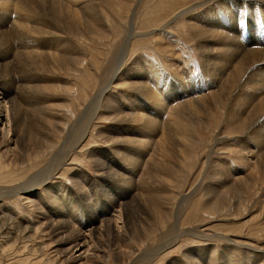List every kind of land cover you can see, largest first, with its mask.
Returning <instances> with one entry per match:
<instances>
[{
    "label": "bare ground",
    "instance_id": "obj_1",
    "mask_svg": "<svg viewBox=\"0 0 264 264\" xmlns=\"http://www.w3.org/2000/svg\"><path fill=\"white\" fill-rule=\"evenodd\" d=\"M103 1L0 0V39L6 47L11 39L20 44L16 50V77L8 72L0 77V105L5 110L7 133L11 132L16 142L12 154L17 156V150L27 149L25 153L34 156L33 164L40 156H48L44 167L7 192L22 197L31 210L37 202L32 198L49 203L46 210L38 201L33 219L34 232L41 231L47 237L45 245L61 243L56 242L51 248L49 264H107L109 253L117 264H264V244L259 247L252 241L239 242L238 233H209L207 222H191V213H197L191 210L185 214V209L193 190L181 191V182L185 181L177 179V175L187 174L186 168L194 157L195 167H199L195 184L204 188L201 210L208 216L226 213L231 208L236 216H241L264 196V47L260 39L252 38L264 31L257 27L264 23L256 25L254 31L251 28L250 32L255 34L247 39L240 38L242 31L234 26L235 19L238 28L244 20L264 22V0H158L154 7L135 0L127 10L129 23L118 15L122 12L120 3L115 5L118 0H106L114 4L107 8L112 17L109 21L107 12L101 9ZM137 7L144 13L141 27L135 23ZM153 11L155 18L151 17ZM188 11L189 18L177 25L189 29L191 38L186 43L178 41L177 46L190 47L197 56L196 63L168 60L171 47L163 49L161 45L158 48L163 49L165 68L152 62L147 51L141 49L151 47L152 41L158 39L156 33L165 32L172 21ZM114 19L123 30H113ZM121 33L122 43L117 40ZM154 34L156 39H152ZM85 39L89 40L85 44L87 51L81 45ZM91 43H97L101 52ZM111 44L115 55L113 67L108 68L105 64L109 51H113ZM92 51L99 53L98 65L87 56ZM5 52H11L12 58ZM13 55V49L0 50V67L8 65ZM22 62L25 68L18 66ZM88 70L97 76L105 71L106 77L92 88L88 77L84 92L80 90V98L76 97L77 105H71L73 117L69 123L61 114L64 110L58 97L61 74L73 76ZM194 70L197 77L194 74L196 78L192 79L189 74ZM85 89L91 93L87 94ZM213 115L217 122L229 126V134L213 131L194 156L196 129H206ZM99 123L103 126L96 138L91 128ZM97 139L106 146L90 145L98 143ZM220 145L224 147L221 153ZM231 147L242 158L252 161L249 175L226 159ZM80 149L86 150L100 173L91 176L84 169L74 171L76 186L72 181L71 185L50 183L66 159L71 158L70 164H74L84 158L76 156ZM218 154L221 156L217 157ZM176 184L178 188L173 190ZM40 186L46 190L43 198ZM78 194L81 199L87 198L83 209L77 205L70 207ZM93 195L97 197L91 202L89 196ZM18 198L17 202L21 200ZM69 216L71 222L78 219V226L66 222ZM84 217L89 221L86 219L81 225ZM20 229L25 230L21 226ZM104 235L110 236L111 244L118 241L117 246L93 247L97 236ZM154 235H159L157 243L144 247ZM129 236L139 246L119 247ZM215 236L223 243L218 250L213 245L198 244L182 248L184 243ZM39 247L44 248V244ZM178 250L180 253L171 254ZM46 260L44 264H48Z\"/></svg>",
    "mask_w": 264,
    "mask_h": 264
},
{
    "label": "rangeland",
    "instance_id": "obj_2",
    "mask_svg": "<svg viewBox=\"0 0 264 264\" xmlns=\"http://www.w3.org/2000/svg\"><path fill=\"white\" fill-rule=\"evenodd\" d=\"M134 1L135 0H118V1H115V5L120 3V6L122 7L121 8L122 12L119 13L118 15L120 18L125 19V23L126 22L129 23V17H128L129 12L127 13V10L131 7V3H133ZM146 1H148V0H142V3H146V5L149 7H154V6H156V2L158 0H152V1L150 0L149 3H147ZM165 1H167V0H164V2ZM172 1L173 0H171V2ZM174 1H180V0H174ZM185 1H187V0H182V2H185ZM171 2L167 3V5L171 4ZM140 4L138 5L139 8L141 6ZM176 4H177V2H176ZM179 5H181V4H179ZM113 6H114L113 3L106 1V0H104L103 4H101V9H103L104 11L107 12L106 16H107V19L109 21H111L112 17L110 16L109 12L107 11V8H110ZM138 7H137V12H136V22L135 23L137 24L136 27H141V25H144L142 23V21L144 19V13H142V11L139 10ZM187 15L188 16L190 15V11L184 13L182 16H180L174 22L172 21V23L166 27L167 31L163 30L165 32L156 33V36L159 34L157 36L158 39H156L157 37L154 34L152 39H156V40L152 41L153 44L151 47H149L147 49H145V48L141 49L142 51L143 50L147 51L146 52L148 54L147 57H149V59H152V62H157L161 66L164 67L165 62H164V60H162L163 49H167L168 47H171L170 49H171L172 54L168 58V60H170L171 58L172 59L174 58V61L180 60V62H182V63L184 61L190 62L191 64L196 63L197 56L195 55L194 51H192V53H191L190 50H192V49L190 47L189 48L183 47V49H184L183 50L182 48H180V45L177 46L178 41H180L181 43H183V42L186 43V42H189V40L191 38V33L189 32V29H187L185 26H183V28H179L177 25V22H181V23L185 22V19L187 20L189 18ZM185 16H187V17H185ZM242 16H243V14L241 15V17ZM151 17L152 18L156 17V11H153L151 13ZM244 21H243V23H244L243 26L241 28L239 27L240 28L239 29L238 28V23H239L238 20L237 19L234 20V26L237 28L236 30L237 31L240 30L239 32L244 31L243 32L244 34L241 32L242 35L240 33H238V34H240L239 36L242 39H247L249 37V35L251 36V33L255 34V32H250L251 28H252L251 31H254V30H256V25H258V24L261 25L262 23H264L263 21H260L261 23L257 20H256L257 22L255 20L252 21V19H251V21L253 23L251 21H249V22L247 21L248 23L244 22ZM112 22H113V30H116V31L123 30V28L118 27L120 25V23L117 22L116 19H114ZM254 22H256L257 24ZM245 23H247L250 27L248 28V25L247 24L245 25ZM262 26L263 27H261V26H257V27H258V29L263 31L264 30V24H262ZM245 29H246V31L248 30L247 33L245 32ZM166 32H168V33H166ZM244 35H245V37H244ZM121 36H122V38H121ZM121 36H118L117 40L121 41V43H122V41L124 39V33L123 34L121 33ZM166 36H168L169 38H167ZM255 36L252 37L253 40L257 41V39H255V38H258V40L260 39L259 41L263 46L260 45V43H257V44L264 47V44H263L264 43V31L261 32V34L259 36L257 34ZM11 40H10L8 46L6 47V44L0 39V47L3 48L0 50L6 51L9 49H13V54H14L13 55L14 59L8 65H6L4 67H0V77L5 72H8L9 74L16 77V55H17L16 50L18 49V47H20V44L14 39H11ZM159 40H161V42H160L161 44L158 43ZM170 40L171 41L173 40L175 43L172 44V42ZM72 41H75V40L72 39ZM101 41L102 40L99 39V42H101ZM87 42H89V40L87 41L85 39L84 41H82L81 45H82V49L84 51H87L86 46H85V44ZM91 45H92V47L99 49V47H98L99 45L97 43H95V44L91 43ZM112 45L113 44L110 45V49H112V47H111ZM159 45H161V47L163 49H161L160 47L158 48ZM112 50H113L112 51V54H113L115 52V50L114 49H112ZM92 52L89 53L87 56L89 58H91V60H93L95 65H98V61L96 60V58H97L99 53L96 54L95 51L93 53ZM98 52H101V49H99ZM5 53L9 56V59L12 58L11 52H5ZM112 54L109 51V53H108L109 58L107 60V63L105 64L108 66V68H109V65H111L113 67V59H114L115 54H113V55ZM173 55H174V57H173ZM131 57H134V55H132ZM130 61H131V58H130ZM18 66L25 68L24 62H22V64H19ZM106 70H108V69H106ZM196 72H197L196 70L190 72L189 77L193 79L194 74H196L195 76L197 77ZM106 73L107 72L102 71L100 73V75L97 76L91 70H88L87 72L81 71L78 75L70 76V74L68 75V73L66 74V72H62V74H61L62 88L60 90L61 94H59L58 97L61 99V102H60V104H62L61 109L64 110V114H63V112L61 114L63 117L70 120L69 123H71V119L73 117V112L71 111L72 110L71 105H72V103H75L77 105V98L76 97L77 96L79 97V95H81L80 90H81V92H84L83 89L85 88L84 87L85 81L88 80V77H90L91 82L89 83V88H92L93 86H95V82L99 83V80H103V78L106 77ZM195 76H194V79L196 78ZM17 79H18V77L16 78V80ZM68 80H69V82H67ZM113 89H115V88H113ZM86 92H87V94L91 93L90 90H86ZM72 93H74V94H72ZM15 101H16V94H15ZM67 108H68V110H67ZM4 113H5V110L0 105V264H35V263L36 264H44L45 262H47V260H46L47 258H48V264H49V262L51 260L49 257V255L51 254L50 251H52L51 248H54V246L56 245L55 243L57 241L51 242L53 244H50V246H53V247H50L48 245H45L46 243H44L45 241L47 242V237L45 238V235L43 232H41V231H36L37 233L34 232V230H36L34 228V226L36 224L34 223L33 219H34V216L37 215V212H34V211H35V209H38L39 202L41 203V201L38 199L32 198L31 200L33 202H36V200H37V202L32 204L33 210H31L28 207V205L26 204V202H24L25 200H23L22 197L18 198V195L14 194V193H8L7 192V191L15 190L16 185H19L21 183V181L26 180L32 173H34L35 171L44 167L46 164V161L48 159V156L47 157L46 156L45 157L40 156L39 161L37 163L33 164L31 162L34 160V156L32 157V155H33L32 153H29V152H28L29 154L25 153V152H27L26 151L27 149L24 151L17 150V152L19 153L17 156L15 154H12L13 150L16 151V142L12 140L11 132L9 134L7 133L8 124L6 122ZM23 115L24 116L26 115V111L23 112ZM215 116L216 115H213L212 117H210V124L208 125V127L206 129L202 130L200 126L197 127L196 137L198 138V142H197V144L194 148V151H193L194 156L199 153V150L202 146L203 141L205 142L207 140L208 136H211L213 131H218V132L223 133V134H229V126L226 124L223 125L220 122H217V118H213ZM70 117H71V119H70ZM1 121H2V123H1ZM101 124L102 123H99V125H94V127L91 128L93 130L92 132L96 138H99V136H98L99 134L97 132H98V129L101 126H103ZM5 131H6V133H5ZM7 134H8V136H7ZM4 135L7 136L8 139H7V137L6 138L3 137ZM158 139L161 140L160 137H158ZM99 141H101V140L97 139L98 143H96V144L92 143L90 145H96L97 147L106 146V145H103V142H99ZM220 146L221 147L218 149L219 153H221L224 150V147L222 145H220ZM84 148H87V146H85ZM92 148H94V147H92ZM226 148H229V147L227 146ZM230 150H231V154H228L227 155L228 157L226 159L229 158L228 160H230L233 165H236V166L239 165V167L241 169H244V172H246L247 175H249L251 172V168H252V165H251L252 161H248L245 158H242L240 155H238L235 152V150L232 147ZM85 151L86 150L83 151L81 149L77 151V152H80L76 155L77 157H79L78 159H80L84 156V158H82V160L78 161V163H74V164L71 163L70 164V162H72L71 158L66 159L64 161L65 163H63L65 166L63 165L62 168L58 171V174H54L53 177L51 178L52 180H49V182L50 183H61V184L67 183L68 185L70 183V185H71L70 181H72L73 185H75V183L73 182L74 176L72 178V175L76 172V170L78 171V170L84 169L91 176H95V174L100 173V172H97L95 170L93 162H91V160L88 159ZM3 154H5V155H3ZM13 155H15V156L13 157ZM220 156H221V154L217 155V157H220ZM203 158H204V154L201 156V160H203ZM14 159H15V161H13ZM193 159H194V157H193ZM193 159L191 160V162L188 164V166L186 168V169L190 170V173L188 170L186 175H185V172H184V174H182V176L177 175L179 177V178H177L178 180L185 181V182H181L183 184L182 187L180 188L181 191L186 193L188 190H191V189L193 190V193L191 194L192 196L190 195L188 197V198H190L187 201V202H189L188 207L185 209V214L189 213L191 210H194L197 213V215H195L194 212L191 213L192 214V216L190 217L191 222H193L196 225H199L200 223L204 224L205 222H207L208 223L207 228H211V231H209V233H213V231H218V232L223 231V232H227V233H238L240 235L238 237L239 242L244 243V241H252V243H256L259 247L262 246L264 244V196L259 198L258 200H255L252 203L249 211L246 213H242L241 216H236V214L233 213L232 208L229 209L226 213H220L217 216H213V215L208 216V214L205 215V213L201 210V204H203V202H201L203 200V196L201 195V193H202V190L204 188L201 184H199L200 186L199 185L197 186L195 184V180L197 178V173H198L199 167H197V168L195 167V163H194ZM153 160L154 159L150 160V163H153ZM19 162H21V163H19ZM208 165H210L212 167V162H209ZM113 168H116V167L113 166ZM212 169H214V167H212ZM102 173H104L103 176H107V175H105V172H102ZM109 181H111V180H109ZM206 181L207 180L204 179L205 183H206ZM111 185L112 184H110V186ZM195 186H196V188H195ZM86 187H88V186H85V189H87ZM174 187L177 189L178 188L177 184L175 186H173V190H176ZM193 187H194V189H193ZM38 189H40L39 190V192L41 194L40 196L43 198L46 195L45 188L43 186H40ZM173 194H175V192ZM56 195L58 196L57 192H56ZM80 195L81 194H78V197H75L77 199L70 203V207H72V205H74V206L77 205L78 207H81L82 209L84 208L85 204L87 203L86 202L87 198L81 199ZM96 197L97 196H95V195L89 196V198H90L89 201L94 202V199ZM174 197L175 196H173V198ZM16 198L21 199V200L19 202H17ZM60 199H61V197L59 198V200ZM227 203H229V201H227ZM40 205H42L44 209L46 208V210H49V203L48 202L47 203L45 202L44 204L41 203ZM75 215H74V217H75ZM78 218H79V216H78ZM67 219H68V221H66V222L69 225L71 223H73V225L78 226V219L74 220V222H71L72 221L71 216L67 217ZM81 219H82L81 225L84 224V221L86 219H87V222L89 221V218H87V217H84ZM209 222H210V224H209ZM20 226H21V228H25V230L20 231L21 230ZM26 227H28V228H26ZM260 228L262 229L261 231L259 230ZM201 229H200V231H201ZM257 230H258V233H257ZM248 231L251 233V235L248 234L249 233ZM19 233H20V236H19ZM238 234H236V235H238ZM27 235H30L31 238L30 237H29L30 239L26 238ZM58 236H62V235H58ZM24 238L27 239L28 241L27 240L24 241L23 240ZM109 238H110L109 235H104L102 237L97 236L98 241H96L94 243L93 247H106V249H107V247H116L118 241L113 240L112 244H111V241H110V243L108 242ZM128 238L129 239L126 240L125 242H123V245L120 244L119 247H125L124 244H128L129 246L133 245V244H136V245L140 244V243H138V241L136 239H133L134 237L130 238V236H129ZM184 238L188 239V237H184ZM157 239H159V235H154V238L148 239L146 241L144 247H149V246L156 244ZM16 240H18L17 243H16ZM57 243L59 245L61 244L60 242H57ZM113 243H115V244H113ZM43 244H44V248L39 247V246H43ZM195 244L203 245V246L208 245L207 247L213 245L214 249L218 250V249H220V247L222 246L223 243H222L220 238L215 236V237H212L206 241L194 240L192 243H187V244L184 243L183 244L184 246H182V248L187 247V245L191 246V245H195ZM58 247H60V246H58ZM135 247H137V246H135ZM39 248H42V250L39 251ZM177 253H180V250L175 251L171 254H177ZM238 253L241 254V252H238ZM26 254L28 256L29 255L30 256L27 259H23L22 256H26ZM109 256H110V258H108L107 264H117L115 257L113 258L112 257L113 255L111 253H109ZM103 257L105 258V256H103ZM165 260H166V258H165ZM163 263L165 264V261ZM51 264H52V262H51ZM68 264H70V263H68Z\"/></svg>",
    "mask_w": 264,
    "mask_h": 264
}]
</instances>
